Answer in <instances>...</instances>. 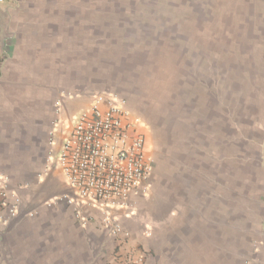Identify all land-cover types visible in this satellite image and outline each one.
I'll list each match as a JSON object with an SVG mask.
<instances>
[{
	"label": "crops",
	"instance_id": "1",
	"mask_svg": "<svg viewBox=\"0 0 264 264\" xmlns=\"http://www.w3.org/2000/svg\"><path fill=\"white\" fill-rule=\"evenodd\" d=\"M135 2L105 0L91 22L89 0H0V181L21 198L19 214L0 225V264H126L142 256L141 264H264V195L229 192L233 170L224 177L216 158L166 148L155 166L152 152L149 192L107 207L128 234L123 241L109 234L104 208L63 200L72 190L52 155L90 91L115 92L122 79L144 73L137 57L161 39L163 28L139 17L151 5L135 14ZM128 107L146 137L148 120Z\"/></svg>",
	"mask_w": 264,
	"mask_h": 264
},
{
	"label": "rangeland",
	"instance_id": "2",
	"mask_svg": "<svg viewBox=\"0 0 264 264\" xmlns=\"http://www.w3.org/2000/svg\"><path fill=\"white\" fill-rule=\"evenodd\" d=\"M89 2V20L99 21L105 0ZM149 4L139 17L163 28L161 39L137 57L145 72L122 79L115 93L148 120L155 166L166 148L187 150L193 160L216 158L224 177L233 170V195H264V0H136L129 9ZM188 140L195 146L186 148Z\"/></svg>",
	"mask_w": 264,
	"mask_h": 264
},
{
	"label": "built area",
	"instance_id": "3",
	"mask_svg": "<svg viewBox=\"0 0 264 264\" xmlns=\"http://www.w3.org/2000/svg\"><path fill=\"white\" fill-rule=\"evenodd\" d=\"M139 118L125 97L111 91L90 95L58 151L55 166L65 177L72 195L63 200L104 208L105 226L111 236L128 238L123 226L107 207L127 204L132 196L149 192L154 159L146 137L138 130ZM21 198L8 192V179L0 181V225L19 214ZM29 215H33L30 213ZM144 257L127 258L126 264H141Z\"/></svg>",
	"mask_w": 264,
	"mask_h": 264
},
{
	"label": "flooded vegetation",
	"instance_id": "4",
	"mask_svg": "<svg viewBox=\"0 0 264 264\" xmlns=\"http://www.w3.org/2000/svg\"><path fill=\"white\" fill-rule=\"evenodd\" d=\"M142 122V121H141Z\"/></svg>",
	"mask_w": 264,
	"mask_h": 264
}]
</instances>
